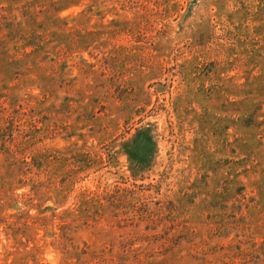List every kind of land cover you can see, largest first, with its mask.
Returning <instances> with one entry per match:
<instances>
[{"label":"rangeland","instance_id":"1","mask_svg":"<svg viewBox=\"0 0 264 264\" xmlns=\"http://www.w3.org/2000/svg\"><path fill=\"white\" fill-rule=\"evenodd\" d=\"M0 264H264V0H0Z\"/></svg>","mask_w":264,"mask_h":264}]
</instances>
